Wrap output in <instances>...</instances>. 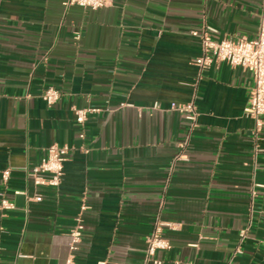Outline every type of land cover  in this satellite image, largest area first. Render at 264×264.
I'll return each instance as SVG.
<instances>
[{
    "label": "crops",
    "instance_id": "1",
    "mask_svg": "<svg viewBox=\"0 0 264 264\" xmlns=\"http://www.w3.org/2000/svg\"><path fill=\"white\" fill-rule=\"evenodd\" d=\"M66 1L0 0V204H15L0 207V264H66L79 220L75 264H144L160 226L172 244L163 264H264V128L255 136L245 115L253 75L225 62L201 70L192 35L253 39L263 0ZM50 87L61 94L52 107ZM192 101L195 128L170 109ZM88 107L102 112L81 127L75 110ZM53 145L72 149L61 185L36 186L28 172Z\"/></svg>",
    "mask_w": 264,
    "mask_h": 264
},
{
    "label": "built area",
    "instance_id": "2",
    "mask_svg": "<svg viewBox=\"0 0 264 264\" xmlns=\"http://www.w3.org/2000/svg\"><path fill=\"white\" fill-rule=\"evenodd\" d=\"M110 0H67L65 6H79L89 10H99L108 5ZM210 29L202 31H193L192 35L198 37L201 41L202 54L195 60V63L201 70L210 68L215 62H225L231 67H240L252 73L254 79V87L251 90L249 103L245 108V115L251 118L255 123V136L264 128V0L260 15V26L258 34L253 39L240 38L233 40L225 38L220 41L212 39ZM61 98L60 92L50 87L42 94V99L48 107L54 106ZM158 106H156L157 108ZM170 109L184 116L190 122L191 127L195 128L198 124L199 113L195 103H172ZM99 108H83L76 109V121L81 127H84L90 115L101 113ZM80 138L84 139V132L80 134ZM71 147L68 145L58 146L53 145L47 150L46 156L40 163L31 171L28 176L32 177L36 186L58 188L61 185L62 178L65 172V163L71 152ZM4 183H8L11 177V171L3 172ZM37 199H40L38 196ZM3 210H12L15 204L5 198L0 204ZM165 226L169 229H174L175 225L168 223ZM148 237L146 259L144 264H163L160 257L162 252H167L172 249V244L161 234V228ZM84 225L81 220L70 232V254L66 264H75V256L82 242ZM247 237V230L241 233V238L244 240ZM99 264H108L106 260Z\"/></svg>",
    "mask_w": 264,
    "mask_h": 264
}]
</instances>
